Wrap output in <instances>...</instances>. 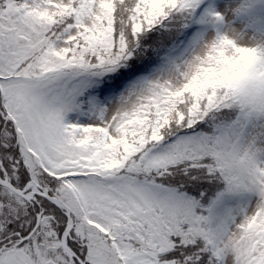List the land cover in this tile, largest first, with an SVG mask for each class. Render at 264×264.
<instances>
[{
    "label": "snow or ice",
    "instance_id": "obj_1",
    "mask_svg": "<svg viewBox=\"0 0 264 264\" xmlns=\"http://www.w3.org/2000/svg\"><path fill=\"white\" fill-rule=\"evenodd\" d=\"M0 264H264V0H0Z\"/></svg>",
    "mask_w": 264,
    "mask_h": 264
}]
</instances>
